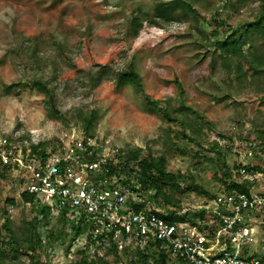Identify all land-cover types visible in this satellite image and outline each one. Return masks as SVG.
I'll return each mask as SVG.
<instances>
[{
  "label": "rangeland",
  "instance_id": "1",
  "mask_svg": "<svg viewBox=\"0 0 264 264\" xmlns=\"http://www.w3.org/2000/svg\"><path fill=\"white\" fill-rule=\"evenodd\" d=\"M156 1L0 0V137L14 152L40 154L33 145L56 148L74 130L101 145L114 164H122L116 149L138 148L141 154L163 155L167 168L183 172L197 190H215L222 172L209 142L231 141L227 160L235 163L233 146L264 130V69L251 73L245 61L250 52L264 59V33L241 29L254 18L259 0H197L187 15L158 24L143 21L134 34L132 13L137 8L140 16L153 13ZM233 30L244 39L241 52L211 44ZM34 43L38 61L30 59ZM99 64L110 65V71L92 86L86 73ZM126 66L139 75L142 92L134 83L116 82L115 72ZM35 75L53 87L54 105L33 85ZM147 97L173 113L189 107L182 111L185 127L166 119ZM251 159L264 163V157ZM20 174L21 168H0V209L13 227L27 226L43 239L41 264L69 262L73 254L68 252L79 248L74 242L67 250L69 241L60 243L69 237L66 228L55 241L47 235L55 222L52 214L33 227V207L19 196ZM177 198L192 211L204 196L189 188ZM258 219L255 239L243 246L242 255L264 251V218ZM107 258L108 264H124L126 257L123 263ZM6 263L0 253V264ZM11 263L29 261L21 255Z\"/></svg>",
  "mask_w": 264,
  "mask_h": 264
},
{
  "label": "built area",
  "instance_id": "2",
  "mask_svg": "<svg viewBox=\"0 0 264 264\" xmlns=\"http://www.w3.org/2000/svg\"><path fill=\"white\" fill-rule=\"evenodd\" d=\"M239 144L233 146L237 161L230 164V179L244 183L245 190L220 186L200 202V215L179 221L165 219L149 205L133 209L130 202L141 198L120 181L123 173L111 170L120 164L74 130L43 154L14 152L0 137V165L21 168L19 193L44 203L50 214L65 212L74 223L82 220L85 230L72 244L89 254L111 246L109 256L127 264L134 261L136 249L159 241L167 255L164 264H264L242 255L243 246L255 239L258 218H264V163H251V158L264 157V143L249 138Z\"/></svg>",
  "mask_w": 264,
  "mask_h": 264
},
{
  "label": "trees",
  "instance_id": "3",
  "mask_svg": "<svg viewBox=\"0 0 264 264\" xmlns=\"http://www.w3.org/2000/svg\"><path fill=\"white\" fill-rule=\"evenodd\" d=\"M197 0H157L153 7V13L143 12L140 16V9L137 8L136 12L132 13L130 18V27L133 33L136 34L138 29L141 27L143 21H147L149 24H158L159 20L167 21L173 19L175 15L182 13L187 15L189 11L193 10V3ZM213 17V16H212ZM222 21H220L221 23ZM241 29L246 31L247 29L256 30L259 29L264 33V0H259V6L257 12L251 20L246 23L241 24ZM240 30V28H239ZM241 34L236 35V31L233 30L226 34L223 39H218L215 37L211 44L214 47L220 48L224 52L237 54L241 52L244 39L241 38ZM36 44H33L31 48L30 59L32 61L37 60L38 56L36 54ZM249 58L246 57L247 69L251 73H255L261 69H264V59L259 58L255 53L250 52L248 54ZM110 71V65L99 64L97 68L90 69L87 71V80L92 86H96L100 83L102 78L108 75ZM115 79L118 84L124 82L134 83L138 87V91L142 92V86L140 82V77L137 72L130 66H126L115 72ZM33 85L42 91L50 104L54 105V89L49 86V83L42 76H33L31 79ZM178 83L179 88L180 83ZM181 89V88H180ZM146 101L151 106L155 107L156 110L162 112L163 116L168 120L176 121L180 126L185 127V122L183 120V113L189 110V107H185L182 111L178 113H173L166 109L164 105L160 103L158 99L146 98ZM84 128L87 130L91 123V117L85 118ZM183 137L190 140H194L192 135L182 132ZM253 138H258L261 143L264 142V130H258V133ZM228 142L221 145L218 140H213L209 142V148L216 152V160L218 162L217 168L222 172L221 176H217L218 184L216 189L205 190L203 188L196 189L194 184L190 179H187L183 172L179 170L172 171L167 168L166 159L163 155L152 156L151 154H141L138 148H132L129 150H118L117 155L122 160V165L117 167H111L112 171H116V174L123 173V177L120 181L127 184L132 189H134L139 195V201H132L131 207L133 209L142 208L148 203H150L153 211L157 214L163 216L169 221H179L187 217H194L200 215L199 209H194L190 211L189 207L185 206L177 196L181 193L187 191L189 188L195 189L197 193H201L204 197H211L216 192L217 189L222 186L225 188H234L239 191L245 190V184H237L232 182L230 179V162H228V157L231 152V144ZM33 151L43 154V148L36 149L32 146ZM130 159H133V165L126 167ZM1 170L6 168L5 165H0ZM126 168V169H125ZM21 201L29 203L33 207V215L30 223L35 229L38 227V223H46L49 221V208L44 203L37 199H34L32 195L26 193L19 194ZM161 199V203L158 201ZM12 201V200H10ZM155 204V205H154ZM196 211V212H195ZM54 225L50 226L46 230L47 235L50 236L52 241H55L60 237L61 229L66 228L68 238L60 240V243L67 244V250L73 240L82 234L85 230V223L79 220L74 223L71 218H69L65 212H61L57 216H54ZM27 226L21 228H15L12 226L9 216L4 209H0V253L4 256L6 264L11 263L12 260L18 259L21 255L28 258L29 264H41V249L43 248V239L34 235L27 230ZM149 248L152 249L149 250ZM112 251L111 246L103 248L102 252L89 254L83 249H76L73 252H68L69 255L73 254L69 262L65 264H108V256ZM157 252V258H154L153 252ZM246 253V252H245ZM244 253V255H246ZM247 257H255L264 261V251L259 252L255 250ZM167 259V255L161 250L160 242L153 241L149 243V247L135 250V258L133 262L127 264H145L146 261H151L153 264H164Z\"/></svg>",
  "mask_w": 264,
  "mask_h": 264
}]
</instances>
